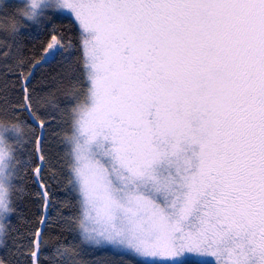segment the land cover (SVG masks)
<instances>
[{
  "label": "snow or ice",
  "instance_id": "obj_1",
  "mask_svg": "<svg viewBox=\"0 0 264 264\" xmlns=\"http://www.w3.org/2000/svg\"><path fill=\"white\" fill-rule=\"evenodd\" d=\"M3 10L0 165L8 156L12 215L32 197L41 219L21 233L8 217L0 264H264V0ZM17 16L50 35L39 59ZM77 45L80 75L65 83ZM50 63L65 71L38 91ZM98 252L112 259H86Z\"/></svg>",
  "mask_w": 264,
  "mask_h": 264
},
{
  "label": "trees",
  "instance_id": "obj_2",
  "mask_svg": "<svg viewBox=\"0 0 264 264\" xmlns=\"http://www.w3.org/2000/svg\"><path fill=\"white\" fill-rule=\"evenodd\" d=\"M24 3L17 1V0H8L3 3L0 7V17L5 16L4 7L8 6L9 11L13 14L14 6H22ZM17 19L20 20V34L26 36L27 39L25 43L28 45L29 48L34 47L37 53V59H39V53L43 50L42 49V42L47 43L50 42V35L48 33H41L40 30L32 23L25 21L22 17L17 16ZM2 23V21H0ZM55 26L59 29V32H63L66 35L70 36H77L79 33L78 27H70L68 20H55ZM59 32L56 33L57 38H59ZM4 32L3 29L0 28V38H3ZM69 59L65 61L66 64L70 65V69L67 70L64 76H61V79L65 80V83L69 79H76L80 75V57L81 52L79 50V46L77 45L76 50L71 51L69 54ZM65 71L63 66L60 63H50L45 64L42 68H37L35 70L34 80H40L43 77V84L37 89L38 91H55L57 88V83L50 77L56 76L57 74ZM89 85L86 82L81 81L78 85L80 89H85ZM59 100L61 101V107H71V105L66 104L65 96L63 92L57 93ZM83 101L84 98L81 97ZM66 131L70 134V128L67 124L64 125ZM29 174V178H30ZM27 187L30 190H35V185L32 183H28ZM64 191H69V186L67 185L66 179L64 183ZM63 195V192L60 193ZM71 201L72 204H75V196L69 193V196L66 197ZM38 201L33 199L32 197H24L23 199L17 202L18 212H22L23 216L18 217L16 214H13L10 217L12 225L19 229L21 233H28L33 229L39 228L40 225L37 223L41 219V212L38 210ZM65 214H69L67 211ZM8 246H11V239L8 241ZM4 249H0V254H2ZM88 261L92 260H105V259H112L111 253L106 252H98L94 255H89L86 257Z\"/></svg>",
  "mask_w": 264,
  "mask_h": 264
},
{
  "label": "clouds",
  "instance_id": "obj_3",
  "mask_svg": "<svg viewBox=\"0 0 264 264\" xmlns=\"http://www.w3.org/2000/svg\"><path fill=\"white\" fill-rule=\"evenodd\" d=\"M6 121H0V129H3L4 127H8ZM4 139L3 146L7 150L8 148V140L6 137ZM8 163V156H5L3 165H0V168H3V171H0V192H2V202H0V242H3L7 230H8V224L7 219L10 215H12V209L14 207V200H15V191L9 184L6 174H7V168L4 167Z\"/></svg>",
  "mask_w": 264,
  "mask_h": 264
},
{
  "label": "rangeland",
  "instance_id": "obj_4",
  "mask_svg": "<svg viewBox=\"0 0 264 264\" xmlns=\"http://www.w3.org/2000/svg\"><path fill=\"white\" fill-rule=\"evenodd\" d=\"M6 1H8V0H0V7H1V6L3 5V3L6 2ZM17 1H20V2H23V3L26 2V0H17Z\"/></svg>",
  "mask_w": 264,
  "mask_h": 264
}]
</instances>
